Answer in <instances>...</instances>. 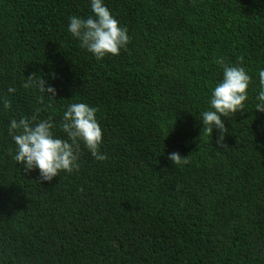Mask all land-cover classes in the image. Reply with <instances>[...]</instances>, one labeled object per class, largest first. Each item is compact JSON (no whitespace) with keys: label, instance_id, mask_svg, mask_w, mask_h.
Wrapping results in <instances>:
<instances>
[{"label":"trees","instance_id":"obj_1","mask_svg":"<svg viewBox=\"0 0 264 264\" xmlns=\"http://www.w3.org/2000/svg\"><path fill=\"white\" fill-rule=\"evenodd\" d=\"M103 3L130 43L97 60L68 31L91 0H0V264H264V0ZM219 59L252 78L244 110L221 117L226 148L202 129ZM33 74L54 99L23 87ZM73 103L98 110L108 158L81 142L71 174L25 173L10 121L40 108L66 139Z\"/></svg>","mask_w":264,"mask_h":264},{"label":"clouds","instance_id":"obj_2","mask_svg":"<svg viewBox=\"0 0 264 264\" xmlns=\"http://www.w3.org/2000/svg\"><path fill=\"white\" fill-rule=\"evenodd\" d=\"M92 15L87 18L71 16L68 31L80 42V47L92 53L97 60L106 55H119L121 50H127L130 37L127 28H122L119 21L104 5L103 0H91ZM240 61L243 57L239 58ZM223 69L222 82L218 83L212 92L210 109L202 113L203 131L212 134L213 126L218 130L217 145L226 148L224 137L227 129L221 117H228L238 111H243L245 101L248 99L247 89L252 83V78L240 66L226 64L223 59L217 60ZM260 91L256 99L259 103L255 111L264 112V70L259 72ZM23 87L38 88L41 93H46L49 99H54L56 90L47 85L45 79L33 74L25 79ZM8 93L16 89L9 87ZM38 100L42 103L43 98ZM0 103L5 110L11 108V101L7 96L0 97ZM42 109L37 108L31 117L12 119L8 135L11 136L17 151L14 159L22 165L25 173L34 168L39 169L40 180L50 182L59 176L61 171L71 174L79 169L78 159L81 142L98 161L108 157L99 151L102 142V129L96 119L97 109L86 103H73L67 107L63 114L60 128L66 139L55 137L53 134V121L51 118L38 119ZM168 159L174 165H186L188 156L181 157L178 152H173Z\"/></svg>","mask_w":264,"mask_h":264}]
</instances>
